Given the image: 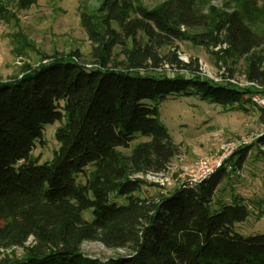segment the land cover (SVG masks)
I'll use <instances>...</instances> for the list:
<instances>
[{
    "label": "trees",
    "instance_id": "1",
    "mask_svg": "<svg viewBox=\"0 0 264 264\" xmlns=\"http://www.w3.org/2000/svg\"><path fill=\"white\" fill-rule=\"evenodd\" d=\"M14 1L25 8L35 0ZM255 6L240 0L239 10H204L197 0H162L146 8L139 0H103L98 19L80 14L90 63L78 61L77 51L43 53L0 81V264H264V234L233 230L249 214L241 196L210 212L225 167L167 195L132 194L147 184L140 175L164 172L179 152L158 118L159 102L195 95L242 107L252 92L203 75L197 59L178 57L176 41L217 48L233 60L244 56L245 79L264 86V29L249 24ZM7 12L0 1V17ZM115 47L123 60L114 59ZM55 121L59 146L39 162L31 155L35 141ZM137 135L147 140L127 154L119 150ZM247 148L236 152L237 165ZM110 192L127 203L109 202ZM88 209L91 220L82 217ZM84 241L128 253L100 261L81 251ZM15 248L21 254L9 257Z\"/></svg>",
    "mask_w": 264,
    "mask_h": 264
},
{
    "label": "rangeland",
    "instance_id": "2",
    "mask_svg": "<svg viewBox=\"0 0 264 264\" xmlns=\"http://www.w3.org/2000/svg\"><path fill=\"white\" fill-rule=\"evenodd\" d=\"M7 6L8 12L0 17V81L20 75L23 65L34 66L41 55L67 54L77 51L78 61L90 63L92 43L80 24V14L86 13L98 19L103 12V0H35L30 6L20 8L14 0H0ZM162 0H139L146 8L156 6ZM200 8L207 10L210 5L219 9H240V0H197ZM264 0H256L253 7L254 18L250 26L256 32L264 29ZM22 42H25L24 44ZM177 55L187 61L197 59L199 70L203 75L216 82L225 83L232 78L241 88H248L245 83V57L238 59L225 58L221 53H214L217 48L208 50L202 45L188 40L176 41ZM119 47L113 49L114 59L123 60L124 55ZM263 63L264 68V51ZM161 72V71H159ZM155 72V73H159ZM231 74V76H229ZM232 83V82H231ZM252 89V88H251ZM250 89V90H251ZM253 91V89H252ZM158 118L175 143L179 152L170 161L163 175L152 173L140 175L146 185L134 196L167 195L184 180V171L189 169L200 157H216L227 153L224 165L227 176H224L214 193L210 212L218 211L222 204H228L234 196H241L246 202L249 214L242 222L233 225V230L242 236L264 234V142L259 138L264 135V110L250 102L242 107L221 106L202 100L195 95L169 96L158 104ZM60 122L43 125L40 141H35L31 155L39 162L49 161L53 150L59 143L54 138L55 129ZM147 140L137 135L128 148H119L127 154L139 142ZM248 147L240 164L236 152L241 147ZM91 167L77 175V180L84 182ZM108 201L118 205L127 203V197L110 192ZM91 210L82 212V217L91 220ZM81 251L89 258L105 261L108 258L128 253V249H110L96 241H84ZM9 257L19 256L20 248L13 253L6 251Z\"/></svg>",
    "mask_w": 264,
    "mask_h": 264
},
{
    "label": "built area",
    "instance_id": "3",
    "mask_svg": "<svg viewBox=\"0 0 264 264\" xmlns=\"http://www.w3.org/2000/svg\"><path fill=\"white\" fill-rule=\"evenodd\" d=\"M226 82L236 83L232 78H226ZM246 86L252 87L253 91L245 95V98L249 102L259 109L264 110V86L257 84L256 82L247 81L245 79ZM237 84V83H236ZM227 157V153H224L216 157H200L189 169L184 171V180L181 181L179 186L181 187H194L200 182L204 181L215 173L218 169L223 167L224 160ZM169 167V166H168ZM167 167V169H168ZM166 169V170H167ZM166 170L164 172H166ZM164 172L152 173L154 175H163ZM146 173V174H150ZM145 175V174H144Z\"/></svg>",
    "mask_w": 264,
    "mask_h": 264
}]
</instances>
